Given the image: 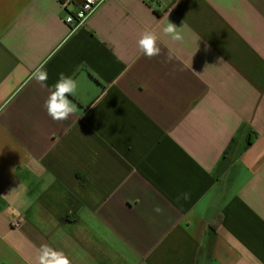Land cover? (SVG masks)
<instances>
[{
    "label": "crops",
    "instance_id": "0c3cea01",
    "mask_svg": "<svg viewBox=\"0 0 264 264\" xmlns=\"http://www.w3.org/2000/svg\"><path fill=\"white\" fill-rule=\"evenodd\" d=\"M80 2L0 0V264H264V0Z\"/></svg>",
    "mask_w": 264,
    "mask_h": 264
},
{
    "label": "clouds",
    "instance_id": "9594fccd",
    "mask_svg": "<svg viewBox=\"0 0 264 264\" xmlns=\"http://www.w3.org/2000/svg\"><path fill=\"white\" fill-rule=\"evenodd\" d=\"M162 32L165 36L169 37L172 41L183 42L184 36L182 34L181 27H177L175 24L168 21L163 26ZM158 35L151 31L145 30L141 38L138 41V47L143 55L148 58H152L160 55L161 49L158 46ZM171 59V57H169ZM32 78L41 85V87H47L48 74L44 70L43 65L37 68L32 73ZM78 83L70 76H66L61 73L57 82L50 89V95L45 101L44 107L47 110V114L56 121L66 120L69 115L74 114L78 107L68 97L74 96L77 92ZM187 199V194L182 193L177 196V200ZM156 213H162L163 209L157 205L154 208ZM38 264H71L69 258L62 252L54 250L47 244L41 245L38 254Z\"/></svg>",
    "mask_w": 264,
    "mask_h": 264
},
{
    "label": "built area",
    "instance_id": "2783aa9c",
    "mask_svg": "<svg viewBox=\"0 0 264 264\" xmlns=\"http://www.w3.org/2000/svg\"><path fill=\"white\" fill-rule=\"evenodd\" d=\"M104 0H81L78 5H75L73 12L68 13L64 17V22L69 26L70 30H74L89 17V15L103 2ZM17 226L18 223H13Z\"/></svg>",
    "mask_w": 264,
    "mask_h": 264
},
{
    "label": "trees",
    "instance_id": "16d2710c",
    "mask_svg": "<svg viewBox=\"0 0 264 264\" xmlns=\"http://www.w3.org/2000/svg\"><path fill=\"white\" fill-rule=\"evenodd\" d=\"M249 140H250V139L248 138V139H247V145H249V144H250V141H249Z\"/></svg>",
    "mask_w": 264,
    "mask_h": 264
}]
</instances>
